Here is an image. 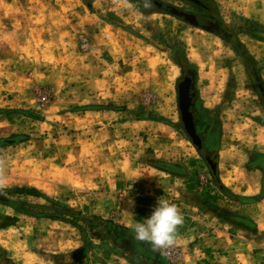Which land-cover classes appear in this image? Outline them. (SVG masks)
Listing matches in <instances>:
<instances>
[{
	"label": "rangeland",
	"instance_id": "obj_1",
	"mask_svg": "<svg viewBox=\"0 0 264 264\" xmlns=\"http://www.w3.org/2000/svg\"><path fill=\"white\" fill-rule=\"evenodd\" d=\"M205 1L222 36L153 6L80 0L97 24L82 17L43 51L11 18L30 3L0 0V264H264V0ZM183 70L214 174L184 127ZM29 188L38 197L17 193ZM159 197L183 223L157 252L131 224Z\"/></svg>",
	"mask_w": 264,
	"mask_h": 264
},
{
	"label": "crops",
	"instance_id": "obj_2",
	"mask_svg": "<svg viewBox=\"0 0 264 264\" xmlns=\"http://www.w3.org/2000/svg\"><path fill=\"white\" fill-rule=\"evenodd\" d=\"M29 5L19 11L20 14H14L11 18L18 21V18L24 20V28L20 31L16 28V33H32L43 35L42 40L34 39L35 46L41 50L54 51L59 48H64L63 37L66 33H73V31L80 30L79 22L84 19L86 25L97 24V20L92 15L83 14L80 6V0H26ZM13 4V3H12ZM11 4V6H12ZM16 5V4H15ZM64 25V27L62 26ZM66 25V26H65ZM101 26V25H97ZM77 32V31H76ZM51 37H48V36ZM42 42V44L38 43ZM34 47V46H32ZM57 54L61 52L57 51ZM42 60L49 63L52 59L51 55H45V52L40 54ZM242 197H246L243 195ZM255 222L254 224H256ZM87 256L81 259L80 263L85 264ZM87 264V262H86Z\"/></svg>",
	"mask_w": 264,
	"mask_h": 264
},
{
	"label": "flooded vegetation",
	"instance_id": "obj_3",
	"mask_svg": "<svg viewBox=\"0 0 264 264\" xmlns=\"http://www.w3.org/2000/svg\"><path fill=\"white\" fill-rule=\"evenodd\" d=\"M185 1H187L192 6H194L196 10L192 11L189 9L180 8L173 3L167 6L163 4L161 1H158L157 5L160 8V12H164V13H170L171 11L179 12L183 14V16L182 17L176 16V17L191 24L195 28L204 30L211 34H215L217 36H222V24L212 13V10L210 9V7L208 6L205 0H185ZM195 87H196V78L193 72L183 70L182 78L178 85V91L179 94L182 89L188 91V100L186 102V105L185 106L183 105V107H185L188 110L191 120V122L187 125L188 128H186V125L183 122L184 127L186 132L190 136L191 140H192L191 135H195L200 139L199 149L207 151V154L205 155V160L207 164L210 166L212 174H214V171L212 170V164L215 163L218 157L216 156L215 153L216 149L209 148L210 146H208L207 144L204 146V141L201 138L202 135L200 132L203 129H205L207 122L205 120L199 122L198 118L201 116V107L199 106V102L197 98H195V94H196ZM262 91L264 90L262 89Z\"/></svg>",
	"mask_w": 264,
	"mask_h": 264
},
{
	"label": "clouds",
	"instance_id": "obj_4",
	"mask_svg": "<svg viewBox=\"0 0 264 264\" xmlns=\"http://www.w3.org/2000/svg\"><path fill=\"white\" fill-rule=\"evenodd\" d=\"M153 0H126V6L138 14L142 9L152 7ZM183 223V215L175 203L158 198L151 214L141 221L131 224L133 238L150 245L154 251H164L176 243L178 226Z\"/></svg>",
	"mask_w": 264,
	"mask_h": 264
},
{
	"label": "water",
	"instance_id": "obj_5",
	"mask_svg": "<svg viewBox=\"0 0 264 264\" xmlns=\"http://www.w3.org/2000/svg\"><path fill=\"white\" fill-rule=\"evenodd\" d=\"M170 14H172L174 16H179V17L183 16V14L176 12V11H171ZM261 94L263 95V93H261ZM187 100H188V91L182 89L180 91V94H179V107H180V111L182 113V120L185 123L186 128H188L187 125L191 122L190 114L188 113V110L185 107H183V105L184 106L186 105ZM191 137H192V141L195 144V146H197L199 148L200 147V139L195 135H191ZM215 167H216V164H212L213 170H215ZM0 202L8 203V200L4 197H0Z\"/></svg>",
	"mask_w": 264,
	"mask_h": 264
},
{
	"label": "trees",
	"instance_id": "obj_6",
	"mask_svg": "<svg viewBox=\"0 0 264 264\" xmlns=\"http://www.w3.org/2000/svg\"><path fill=\"white\" fill-rule=\"evenodd\" d=\"M159 0H153V3H152V6L153 7H155L156 9V11L157 12H160V8L158 7V5H157V2H158ZM209 1V0H208ZM141 12L143 13V14H149L150 13V11H145L144 9H142L141 10ZM17 193L18 194H21V195H27V196H30V197H38V195H39V193L37 192V190H35V189H31V188H29V189H18L17 190ZM59 219H61V220H63L62 218H59ZM107 224H109L111 227H114V224H112L111 222H107ZM113 230L110 228V233L112 232ZM146 245H148V246H150L149 244H147L146 243Z\"/></svg>",
	"mask_w": 264,
	"mask_h": 264
},
{
	"label": "built area",
	"instance_id": "obj_7",
	"mask_svg": "<svg viewBox=\"0 0 264 264\" xmlns=\"http://www.w3.org/2000/svg\"><path fill=\"white\" fill-rule=\"evenodd\" d=\"M79 42H80V47L83 49V50H87L90 46V43H89V40L86 36H81L80 39H79ZM48 98H49V93L48 92H43L42 93V102H47L48 101Z\"/></svg>",
	"mask_w": 264,
	"mask_h": 264
}]
</instances>
